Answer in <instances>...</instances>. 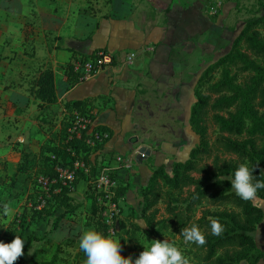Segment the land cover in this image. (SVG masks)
<instances>
[{"label":"crops","instance_id":"0c3cea01","mask_svg":"<svg viewBox=\"0 0 264 264\" xmlns=\"http://www.w3.org/2000/svg\"><path fill=\"white\" fill-rule=\"evenodd\" d=\"M187 1L0 0V169L5 165L15 169L21 152L36 154L48 142V136L39 133L38 111L43 110L33 104L25 81L28 66L34 60L42 61L40 64L44 62L52 69L57 98L44 113L62 112L65 102L97 99L96 124L110 135L100 153L124 159L121 164L113 159L107 162L110 174L119 185L118 192L126 196L125 207L139 204L152 168L185 161L198 142L189 116L193 88L203 69L190 73L185 68L188 61L172 57V50L166 49L169 32L164 19L181 15L180 29L187 31L186 14L191 9ZM98 49L114 56L113 65L70 87L65 70L68 63ZM129 54L134 55L130 61ZM153 107L167 116L161 127L164 130L171 129L170 115L183 114L179 118L184 127L181 143L157 137L152 143L148 135L143 139L139 131L157 121ZM143 114L148 127L137 120ZM86 179H80L69 195L74 212L84 204L91 214ZM82 180L86 185L78 188ZM85 227L95 229L94 224ZM78 228L70 227L62 240L79 242ZM27 246L24 242V253ZM33 255L34 249L22 259L29 263L35 260Z\"/></svg>","mask_w":264,"mask_h":264},{"label":"trees","instance_id":"16d2710c","mask_svg":"<svg viewBox=\"0 0 264 264\" xmlns=\"http://www.w3.org/2000/svg\"><path fill=\"white\" fill-rule=\"evenodd\" d=\"M258 6L262 12L260 16L245 21V26L234 40L229 53L209 65L195 83V102L190 110L189 126L199 138L198 145L191 149L185 161L172 165L170 175L164 166L152 168L151 177L141 190L137 217L152 228L148 234L158 238L173 230L181 240L182 254L195 260L194 263L189 261V264H239L243 261L257 264L264 258L263 253L256 252L253 237L256 227L263 220V210L252 201L240 199L231 188L230 180H218L219 176L233 177L239 165L247 164L250 169H254V182L264 181V36L259 30L264 32V8L261 2ZM92 56L90 54L82 58ZM65 70L70 87L78 84L77 76L71 69V61ZM32 87L30 95L37 101L38 109L45 110L56 104L54 76L50 66L41 69ZM99 99L103 100L102 97ZM96 100L65 102L62 111V139L57 143H43L36 154L21 152L15 172L26 178L38 174L54 178L55 165H67L74 159L86 162L91 170L90 179H86V195L92 200L93 219L86 226L94 224V230L106 237L100 220L96 221L94 218L97 209L90 185L95 172V167L90 163L93 155L81 141L68 140L66 133L72 112L94 110ZM208 118L218 131V137L212 145L206 132ZM109 138L99 146L100 152ZM102 156L109 157V154ZM209 159L211 165H203V161ZM82 178L84 176L80 175L79 180ZM70 192L62 188L52 195L47 207L39 211L29 207L28 222L53 217L57 209L73 214L75 208ZM36 194L37 189L32 186L28 195L30 201ZM257 198L264 200V189L258 190ZM160 203L164 205L165 215L156 220L157 206ZM125 206L118 217L116 237L121 236V230L131 240L140 227L129 220V210ZM63 216L62 214L56 218L54 226ZM209 217L216 219L221 225L219 235L212 234ZM193 225L198 226L205 237L206 243L203 246L184 242L182 230ZM22 234L23 232L18 236L21 238ZM16 236L13 235L12 239ZM66 242L72 244L69 240ZM55 259L56 253L50 262L41 264H53Z\"/></svg>","mask_w":264,"mask_h":264},{"label":"rangeland","instance_id":"374dc122","mask_svg":"<svg viewBox=\"0 0 264 264\" xmlns=\"http://www.w3.org/2000/svg\"><path fill=\"white\" fill-rule=\"evenodd\" d=\"M259 2H261L264 8V0H188L187 5L190 6L191 9L189 7L190 12L188 11L186 14L187 25L185 28H187V31L180 29L182 25L181 21L183 20L181 15L178 14L175 17L172 16L170 19H164V23L168 24L167 32H169L166 49L172 50V57L188 61L187 64H185V68L186 70H191L190 73H193L195 68H199V70L201 68L203 69L201 72L202 74L209 65L215 63L219 58L229 53L234 40L244 28L245 21L260 16L262 12L258 6ZM259 30L261 35L264 36V32H262L261 29ZM33 49H35L34 46ZM33 53L34 56V50ZM160 55L161 52H159V56ZM38 59L39 58H37V60ZM41 62L34 60L32 65L27 68V78L25 79L27 87L26 92L31 98L33 96L30 95V92L33 88L32 86H34L35 79L41 69L46 67V64L44 62L40 64ZM23 71H25V69H23ZM33 100V104L37 108L34 97ZM94 106L98 108L97 103H94ZM48 108L49 107H47V109ZM156 109V107H153L154 116L157 121H151L149 123V129H141V131H139L141 132L140 135L142 137L144 135L150 136L152 143L156 140V137L173 141L176 144L181 143L184 127L183 123H180L179 118L181 117L182 119L183 114L177 112L170 115L171 120H173L170 124L171 129L164 130L161 127L165 125L164 123L167 116L165 117L157 113ZM44 112V110L38 111V118L40 117L39 133L48 136V141L57 143V141L63 137V113L60 111ZM137 120L142 122V126L145 123L148 127L147 118L144 117V114L138 116ZM206 132L208 141L210 145H212L218 137V131L210 118L206 120ZM143 139L145 140L144 137ZM197 139L198 142L195 146L199 143L198 136ZM183 146L188 148V145ZM90 159V163L95 167V170H102L110 169L107 162L113 158L111 155L109 157L102 156V153L99 152ZM179 160L181 162L182 159ZM172 165L166 167V172L169 175L171 174ZM203 165L210 166L211 159L203 161ZM3 169L5 171H2ZM15 169H6V165L2 166V170L0 169L2 172L0 174V242L11 243L13 235L18 236L23 232L21 239L28 245V248L26 247L27 249H25V253L34 249L33 256H35V260L26 263L22 259L25 255L24 253L22 257L18 258L15 264H41L50 262L55 253L56 259L53 264H85L87 257L79 248V242L74 241V243L71 244L64 242L62 239L67 237V230L70 227H79L76 230L79 238L83 232L86 231L84 230V228H86L85 226L93 221L89 213L88 205L84 206V204L81 203V208L79 207L74 214L67 213L64 209H57L55 207L57 211L55 209L56 213L53 217L40 221L28 222L30 216L28 210L30 198H28V195L32 190V186H34L33 181L36 175H33L32 178L31 176L29 178L22 176V178L18 180V174H16ZM193 176H195V174H193ZM85 185L86 181L82 180L78 188H83ZM120 194L126 197L125 194ZM75 201L79 203V200L75 199ZM252 202L254 205L260 207L264 213V200L256 198ZM5 204L13 209L10 218L4 215ZM51 204H49V206H51ZM53 207L52 204V208ZM207 208L211 209V207ZM127 209L129 210L128 215H130L129 220L136 223L140 227V230L135 232L131 240L129 239V235L126 236L123 234V231H119V235L121 236H117L114 239L119 240L121 245V256L125 258L131 257V259L135 261V259L139 257V254L150 246L153 240H159L161 242L166 240L181 251V240H179L173 230L170 231L171 233L161 235L158 238L148 234L152 228L148 227L143 219L137 217L140 211V205L134 203L132 207ZM157 209L158 214L156 215V220H159L165 215L164 205L160 203ZM62 214L64 215L63 219L54 226L56 218ZM96 214L97 213H95L94 218L98 221L99 218H97L98 216H96ZM96 221L95 224L97 223L98 225ZM257 228H259L260 231L259 239L253 234L257 249L256 252L264 254V217L262 222L256 227V230ZM31 239L33 240L31 241ZM187 259L193 263L195 262L191 256H188ZM258 263L264 264V258L258 261ZM239 264L249 263L243 261Z\"/></svg>","mask_w":264,"mask_h":264},{"label":"built area","instance_id":"2783aa9c","mask_svg":"<svg viewBox=\"0 0 264 264\" xmlns=\"http://www.w3.org/2000/svg\"><path fill=\"white\" fill-rule=\"evenodd\" d=\"M90 58H77L71 61L73 74L77 76L78 83L92 79L99 71L111 67L114 56L105 49L94 51ZM134 58L128 55V61ZM67 139L81 141L90 151L91 156L97 155L99 146L109 138V134L96 124V113L93 109L73 111L67 128ZM113 160L121 164L124 159L114 156ZM55 177L38 174L34 178V186L37 189L36 196L29 201V207L39 211L48 205L53 194L60 192L62 188L70 191L80 178V175L90 179V167L81 159H74L70 164H57L54 167ZM94 193V204L97 216L105 228L106 237L115 238L118 230V217L122 207L127 204L124 196L118 194V183L111 176L110 169H97L90 181Z\"/></svg>","mask_w":264,"mask_h":264},{"label":"clouds","instance_id":"9594fccd","mask_svg":"<svg viewBox=\"0 0 264 264\" xmlns=\"http://www.w3.org/2000/svg\"><path fill=\"white\" fill-rule=\"evenodd\" d=\"M253 170L247 164H241L234 172L233 177L219 176L218 180H230L231 188L235 194L244 201H254L257 198L258 190L264 189V181L255 180ZM13 209L5 204L4 215L11 217ZM213 235H219L222 227L219 222L209 217ZM185 243H195L203 246L206 243L204 235L198 226L182 230ZM259 239L260 231L257 228L254 233ZM24 240L16 236L11 243L0 242V264H15L18 258L24 255ZM79 248L85 253L87 259L85 264H189V260L173 244L164 240H153L150 246L139 254L133 261L131 257L121 256V245L119 240L111 237H104L94 229L83 232L79 239Z\"/></svg>","mask_w":264,"mask_h":264}]
</instances>
